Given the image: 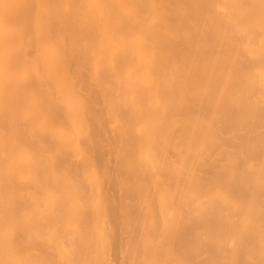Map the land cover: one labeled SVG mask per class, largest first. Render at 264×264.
<instances>
[{"label":"bare ground","instance_id":"1","mask_svg":"<svg viewBox=\"0 0 264 264\" xmlns=\"http://www.w3.org/2000/svg\"><path fill=\"white\" fill-rule=\"evenodd\" d=\"M0 264H264V0H0Z\"/></svg>","mask_w":264,"mask_h":264}]
</instances>
